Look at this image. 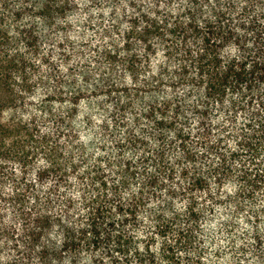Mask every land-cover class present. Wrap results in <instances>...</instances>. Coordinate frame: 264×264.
Listing matches in <instances>:
<instances>
[{
	"label": "trees",
	"instance_id": "16d2710c",
	"mask_svg": "<svg viewBox=\"0 0 264 264\" xmlns=\"http://www.w3.org/2000/svg\"><path fill=\"white\" fill-rule=\"evenodd\" d=\"M0 264H264V0H0Z\"/></svg>",
	"mask_w": 264,
	"mask_h": 264
}]
</instances>
